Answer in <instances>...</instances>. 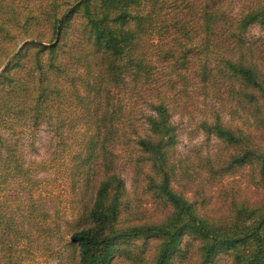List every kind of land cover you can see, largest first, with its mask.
<instances>
[{
    "label": "trees",
    "instance_id": "1",
    "mask_svg": "<svg viewBox=\"0 0 264 264\" xmlns=\"http://www.w3.org/2000/svg\"><path fill=\"white\" fill-rule=\"evenodd\" d=\"M253 25L264 0H0V264H264Z\"/></svg>",
    "mask_w": 264,
    "mask_h": 264
},
{
    "label": "rangeland",
    "instance_id": "2",
    "mask_svg": "<svg viewBox=\"0 0 264 264\" xmlns=\"http://www.w3.org/2000/svg\"><path fill=\"white\" fill-rule=\"evenodd\" d=\"M250 35L255 37L264 36V28L259 25H253L250 28ZM203 106L202 104H200ZM175 122L178 124L179 131V142L178 148L180 152H186L190 147L200 144L202 141V137L200 135H195V133H190L192 130L196 128V123L199 121L198 116L190 117L188 114H175L174 116ZM51 132L49 131V127L47 125L43 126L40 130L36 132H31L26 134L23 138L26 143V160H36L41 161L45 160L49 157L50 153V145H51ZM124 178L128 184L130 185V177L126 172H123ZM49 174L47 171H40L39 177L47 179L49 178ZM229 180H223V182H228ZM240 179V178H239ZM178 184V183H176ZM51 185V184H50ZM183 186V185H182ZM242 191L246 193H253L258 195V192L255 190L254 183L251 182L250 185L245 181L243 186H241ZM184 190H188L189 188L185 187Z\"/></svg>",
    "mask_w": 264,
    "mask_h": 264
}]
</instances>
